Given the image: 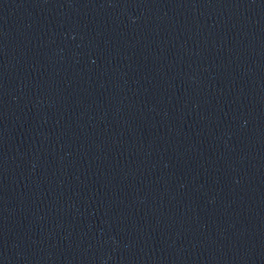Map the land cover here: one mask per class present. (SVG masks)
Wrapping results in <instances>:
<instances>
[{
    "label": "water",
    "instance_id": "obj_1",
    "mask_svg": "<svg viewBox=\"0 0 264 264\" xmlns=\"http://www.w3.org/2000/svg\"><path fill=\"white\" fill-rule=\"evenodd\" d=\"M0 168L264 264V0H0Z\"/></svg>",
    "mask_w": 264,
    "mask_h": 264
}]
</instances>
